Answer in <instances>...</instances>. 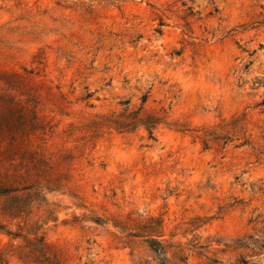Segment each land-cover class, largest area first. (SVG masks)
<instances>
[{
    "label": "rangeland",
    "instance_id": "obj_1",
    "mask_svg": "<svg viewBox=\"0 0 264 264\" xmlns=\"http://www.w3.org/2000/svg\"><path fill=\"white\" fill-rule=\"evenodd\" d=\"M3 72L42 122L23 149L59 171L29 223L64 264L149 260L127 217L162 220L187 264H264V0H0ZM140 109L153 140L111 123Z\"/></svg>",
    "mask_w": 264,
    "mask_h": 264
},
{
    "label": "trees",
    "instance_id": "obj_2",
    "mask_svg": "<svg viewBox=\"0 0 264 264\" xmlns=\"http://www.w3.org/2000/svg\"><path fill=\"white\" fill-rule=\"evenodd\" d=\"M22 82L19 73H0V86L3 89L13 90L15 85ZM147 98V94L141 97L143 105ZM29 102L34 103L33 100ZM28 105V102L22 104L11 96L0 93V138L8 137L9 140V148L0 149V157L6 159L0 164V235L9 239L6 244L0 242V264H8L9 256L16 258L21 264H64L57 250L45 241L39 225L29 223L38 201L46 202L47 194L57 191L59 171L56 169L55 172L41 150L23 149L42 127L37 112ZM111 117L115 118L111 123L116 129L143 127L150 140H153V131L160 123L157 114L144 113L141 109L125 116ZM103 122L99 125L97 123V129L109 125ZM207 137L205 134L196 136L202 138L205 146L209 140ZM47 176L51 179L45 180L46 184L42 185L41 178ZM95 223L106 224L101 220H96ZM12 224L16 231L8 227ZM113 225L122 235L118 237L119 240L127 246L133 245L135 239L143 238L149 260L134 264H187L188 255L181 245H174L165 239L162 220L150 217L139 221L137 218L127 217L115 220Z\"/></svg>",
    "mask_w": 264,
    "mask_h": 264
}]
</instances>
